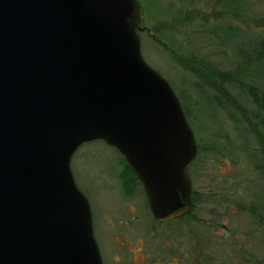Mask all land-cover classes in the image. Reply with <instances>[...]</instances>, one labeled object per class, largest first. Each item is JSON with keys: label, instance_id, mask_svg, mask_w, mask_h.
Segmentation results:
<instances>
[{"label": "water", "instance_id": "water-1", "mask_svg": "<svg viewBox=\"0 0 264 264\" xmlns=\"http://www.w3.org/2000/svg\"><path fill=\"white\" fill-rule=\"evenodd\" d=\"M137 0H0V264H103L70 163L114 147L158 222L191 207L194 133L141 55Z\"/></svg>", "mask_w": 264, "mask_h": 264}, {"label": "rangeland", "instance_id": "rangeland-1", "mask_svg": "<svg viewBox=\"0 0 264 264\" xmlns=\"http://www.w3.org/2000/svg\"><path fill=\"white\" fill-rule=\"evenodd\" d=\"M137 1L143 12L141 55L175 92L199 149L191 169L194 189L204 199L193 214L199 262L264 264V109L259 107L264 104V0ZM211 72L230 80L222 82ZM70 168L90 205L103 263L131 264L125 247L115 250L113 235L123 230L117 222L129 216L145 224L152 219L123 157L95 140L76 150ZM212 197L229 201L215 213L226 210L218 220L242 241L239 248L227 231L212 235ZM177 232L190 253V233L183 226Z\"/></svg>", "mask_w": 264, "mask_h": 264}, {"label": "flooded vegetation", "instance_id": "flooded-vegetation-1", "mask_svg": "<svg viewBox=\"0 0 264 264\" xmlns=\"http://www.w3.org/2000/svg\"><path fill=\"white\" fill-rule=\"evenodd\" d=\"M196 141V140H195ZM197 145V143H196ZM199 149L197 146V154L191 164L188 166V176L191 182V207L187 214L166 222H158L151 215L147 202L146 207L148 209V215L152 222L150 224H145L143 219L136 218L135 216H129L128 219L120 220L117 222L118 227L123 228L117 235H113V241L115 243V250L119 253L122 252L125 247L127 254H131V264H200L199 262V251H198V239L197 234L195 233L198 230V220L197 216L193 215L197 210V206L199 203L203 202L202 195L198 193L197 190L194 189V178L191 174V169L193 168L194 163L198 158ZM124 159V158H123ZM125 161V160H124ZM126 163V162H125ZM128 171L133 175L135 181L138 182L139 186L142 187L139 180L137 179L135 173L131 170V168L127 165ZM143 189V187H142ZM144 191V190H143ZM226 200V201H225ZM237 204L241 207L244 206L241 203V200H236ZM210 204L213 205V221L212 224V235L214 237H220L221 234L217 232V229L223 230L225 233L228 232L229 238H234L235 247L239 248L241 246L242 241L240 239H236L235 235H231L228 228L229 225L225 220H218V218L223 217L216 215V207L217 206H229V201L223 198H215L212 197L210 199ZM230 210V207L228 208ZM233 219L230 215L229 221L231 222ZM232 223V222H231ZM184 227L190 233V253L186 249H184V245L181 237L178 235V228ZM134 232V234L132 233ZM256 234V232L254 233ZM94 235V234H93ZM257 235V234H256ZM223 237H225L223 235ZM95 238V237H94ZM158 241V247L155 245V241ZM230 243V240H226L225 243ZM125 245V246H124ZM130 245L135 248V252H132L127 246ZM187 246V245H185ZM188 247V246H187ZM99 248V247H98ZM247 248V246L245 247ZM133 255L135 257H133ZM102 259V258H101ZM103 262V261H102ZM115 263L119 264L118 260H114ZM147 262V263H146ZM104 264V263H103ZM204 264H209V262H205ZM218 264V263H215Z\"/></svg>", "mask_w": 264, "mask_h": 264}, {"label": "trees", "instance_id": "trees-1", "mask_svg": "<svg viewBox=\"0 0 264 264\" xmlns=\"http://www.w3.org/2000/svg\"><path fill=\"white\" fill-rule=\"evenodd\" d=\"M212 73V72H211ZM212 76L213 77H218V78H220V80L222 81V82H226V81H229L230 80V76L228 75V74H218V73H212ZM255 97V96H254ZM255 102H257V104H258V102H259V99L258 98H256L255 97ZM260 104V103H259ZM259 107H261V108H263L264 109V104H260V106Z\"/></svg>", "mask_w": 264, "mask_h": 264}]
</instances>
